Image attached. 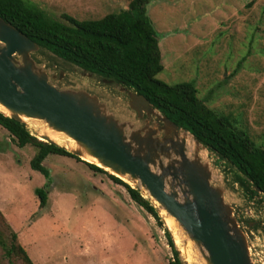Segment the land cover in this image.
<instances>
[{"label":"rangeland","instance_id":"374dc122","mask_svg":"<svg viewBox=\"0 0 264 264\" xmlns=\"http://www.w3.org/2000/svg\"><path fill=\"white\" fill-rule=\"evenodd\" d=\"M26 1L53 18L66 14L80 21L117 13L130 0ZM147 16L158 33L164 68L157 79L167 84L193 82L207 107L230 116L255 143L264 145V0H151ZM51 56L32 54L38 64L63 72L62 79L52 84L60 89L85 88L122 120L137 125L121 87L59 59H48ZM24 123L38 140L47 131L40 121ZM58 139L57 144L70 143ZM185 142L192 145L189 157L198 154L212 169V183L224 189L225 201L243 221L253 263L264 264L263 196L249 199L233 182L235 170L206 150L196 151L192 139ZM35 152L30 145L17 147L0 127V212L32 264L169 263L172 252L163 227L110 179L108 174H113L93 171L85 159L48 155L42 163L49 173L45 178L30 168ZM37 188L47 193L43 208L34 192ZM160 217L165 218L181 261L190 264L183 252L190 246L180 241L176 223L164 213ZM247 222L257 226L250 228ZM0 229H5L2 223ZM5 235L9 243L7 231ZM0 264L25 263L15 256L6 258L0 248Z\"/></svg>","mask_w":264,"mask_h":264},{"label":"water","instance_id":"95a60500","mask_svg":"<svg viewBox=\"0 0 264 264\" xmlns=\"http://www.w3.org/2000/svg\"><path fill=\"white\" fill-rule=\"evenodd\" d=\"M38 51L35 42L0 18V106L7 111L5 116L25 127L26 119L40 121L46 129L62 133L75 149L57 145L46 135H40V140L79 159L95 158L102 169L147 195L144 198L164 226L162 210L180 225L206 264H254L239 215L225 201L224 189L212 183L209 165L196 153L189 157L185 141L192 139L196 151L209 152L207 147L163 116L142 94L112 80L101 78L121 87L137 125L122 120L85 88H57L52 80L60 81L63 72L38 64L32 58Z\"/></svg>","mask_w":264,"mask_h":264},{"label":"trees","instance_id":"16d2710c","mask_svg":"<svg viewBox=\"0 0 264 264\" xmlns=\"http://www.w3.org/2000/svg\"><path fill=\"white\" fill-rule=\"evenodd\" d=\"M150 2L130 0L127 7L117 13L79 21L66 14H62L60 19L53 18L26 0H0V18L35 42L39 46L38 53L51 54L48 59H59L142 94L163 116L191 133L217 160L235 170L233 182L246 192L249 199L261 194L264 200V145L255 143L230 116L207 107L198 97L193 82L167 84L157 79L164 68L158 33L147 16ZM0 127L9 133L17 147L30 145L36 149L29 163L30 168L45 178H49V173L42 163L48 155L79 160L53 143L38 140L23 123L1 112ZM88 165L95 172L105 173L96 165ZM108 176L126 189L134 203L159 221L172 252L168 264H183L169 231L149 200L117 177ZM34 192L39 199V207L43 208L47 201L46 191L37 188ZM1 223L5 228L4 231L0 229V248L4 256L8 259L15 256L25 264H32L0 212Z\"/></svg>","mask_w":264,"mask_h":264},{"label":"bare ground","instance_id":"6f19581e","mask_svg":"<svg viewBox=\"0 0 264 264\" xmlns=\"http://www.w3.org/2000/svg\"><path fill=\"white\" fill-rule=\"evenodd\" d=\"M0 111H2V113H7V111L0 106ZM23 119H26V118H23ZM46 135L50 140H52L54 143L55 142H59V136H61V138L63 139H66L68 141H70V143H67V145L65 146H68L70 148H73L75 149V144L72 140H70L69 138H65L63 136L62 133H59V132H55L53 130H50V129H47L46 133L44 134ZM43 136V135H41ZM57 144V143H56ZM57 145H63L64 146V143L63 144H57ZM186 148L187 150L190 152L191 148H192V145L191 143H186ZM85 160H87L88 162H91V163H94L96 164L97 166H100V164L98 163V161L93 158V157H90V156H86ZM101 167V166H100ZM105 169V168H104ZM107 170V169H106ZM111 173V172H110ZM163 212L165 215H167L163 210L161 211ZM167 219L170 221V222H174L176 223V231H177V234L179 236V239L182 243H185L186 245L190 246L189 250L188 249H184L183 252H184V256L186 258V260L190 263V264H206L205 260H204V257H203V254L201 253V251L194 245V243H192L188 237L186 236V234L184 233V231L182 230V228L180 227V225L171 217L169 216H166ZM181 230L182 232L184 233V235L181 233ZM188 242V244H187ZM176 243V242H175Z\"/></svg>","mask_w":264,"mask_h":264},{"label":"flooded vegetation","instance_id":"af4514ba","mask_svg":"<svg viewBox=\"0 0 264 264\" xmlns=\"http://www.w3.org/2000/svg\"><path fill=\"white\" fill-rule=\"evenodd\" d=\"M111 83H114V82L111 81ZM110 85H111V84H110ZM128 91H129V90H128ZM127 94H128V93H127ZM151 119H154V117H151ZM242 224H243V221H242ZM246 224L249 225L248 227H250V228H254L253 226H255V225H254V224H255L254 222H249V223L247 222Z\"/></svg>","mask_w":264,"mask_h":264}]
</instances>
